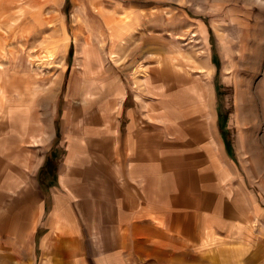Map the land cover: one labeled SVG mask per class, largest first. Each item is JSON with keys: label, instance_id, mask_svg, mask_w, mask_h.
Returning <instances> with one entry per match:
<instances>
[{"label": "crops", "instance_id": "1", "mask_svg": "<svg viewBox=\"0 0 264 264\" xmlns=\"http://www.w3.org/2000/svg\"><path fill=\"white\" fill-rule=\"evenodd\" d=\"M156 74L85 78L59 125L0 135V264H264V182L231 153L250 138L228 144L215 85Z\"/></svg>", "mask_w": 264, "mask_h": 264}, {"label": "rangeland", "instance_id": "2", "mask_svg": "<svg viewBox=\"0 0 264 264\" xmlns=\"http://www.w3.org/2000/svg\"><path fill=\"white\" fill-rule=\"evenodd\" d=\"M4 4L0 105L1 100L5 105L0 109V135L16 141L24 134L22 122L34 112L43 119L56 112L59 125L72 84L79 87L85 78L103 84L119 74L127 78L134 71L159 72L182 88L215 85L226 139L235 146L242 135L251 140L252 151L244 157L236 154V147L231 149L234 159H246L243 167L250 184L264 182V0H6ZM39 137L25 145L35 146ZM248 155H253L249 163Z\"/></svg>", "mask_w": 264, "mask_h": 264}, {"label": "trees", "instance_id": "3", "mask_svg": "<svg viewBox=\"0 0 264 264\" xmlns=\"http://www.w3.org/2000/svg\"><path fill=\"white\" fill-rule=\"evenodd\" d=\"M70 52H72V49H71V51ZM228 141V140H227ZM228 144H229V141H228ZM230 145V144H229ZM231 146V145H230Z\"/></svg>", "mask_w": 264, "mask_h": 264}]
</instances>
